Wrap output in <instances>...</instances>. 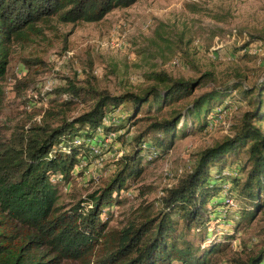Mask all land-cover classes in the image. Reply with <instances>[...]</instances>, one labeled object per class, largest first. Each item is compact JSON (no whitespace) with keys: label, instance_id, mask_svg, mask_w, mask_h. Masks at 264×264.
<instances>
[{"label":"trees","instance_id":"1","mask_svg":"<svg viewBox=\"0 0 264 264\" xmlns=\"http://www.w3.org/2000/svg\"><path fill=\"white\" fill-rule=\"evenodd\" d=\"M136 1L0 0V112L13 42L42 37L53 17L61 23H95ZM23 63L28 67L31 61ZM232 76V83L218 86L211 72L184 78L152 71L139 93L69 83L60 89L71 105L88 103L83 112L69 118L48 108L40 123L7 138L0 135V264H208L241 234L242 222L259 212L264 235V75L251 86L238 71ZM209 82L213 87L194 94ZM234 93L250 108L237 114L221 140L195 155L190 170L159 198V210L109 228L107 219L123 194H142L140 187L130 189L145 164L168 153L177 135L206 130L212 116L229 108L231 100L225 101ZM164 107L166 115H150ZM142 119L147 121L143 129L128 135L130 124ZM98 141L112 143L120 153L111 174L102 186L65 203L60 183L81 175V162ZM240 153L245 159L238 173L233 163ZM233 197L240 201L233 211L237 221L228 218V210L222 215L232 210L227 202ZM243 246L249 253L232 264H264V238L255 248Z\"/></svg>","mask_w":264,"mask_h":264},{"label":"rangeland","instance_id":"2","mask_svg":"<svg viewBox=\"0 0 264 264\" xmlns=\"http://www.w3.org/2000/svg\"><path fill=\"white\" fill-rule=\"evenodd\" d=\"M25 59L31 61L28 67L23 63ZM152 71L184 78L211 72L218 86L232 83V74L238 71L245 76L247 86L253 85L264 75V0H137L129 7L112 10L95 23H61L53 17L43 27L42 37L11 44L7 72L1 81L0 135L7 138L40 123L48 108L62 110L69 118L83 112L88 103L71 105L70 98L60 89L69 83L77 87L92 83L112 93H139L150 83L147 75ZM18 81L21 83L15 86ZM211 87L213 83L209 82L194 94ZM229 100V108L212 116L206 130L177 135L168 153L145 164L130 189L140 187L142 194H123L122 202L107 219L109 228L121 227L146 211L159 210V198L190 170L195 155L221 140L237 114L250 108L237 93L225 102ZM165 109L156 113L154 108L150 115H166ZM146 122L142 119L131 123L127 134L139 133ZM188 125L191 128L190 121ZM95 148L97 156L91 152L87 162H81V175L74 176L70 184L60 183L65 203L102 186L111 174L114 158L120 154L118 149L108 141L105 145L98 141ZM244 159V153L235 158L233 164L238 173ZM228 190L224 185L225 196L229 195ZM233 198L227 202L232 210L226 206L222 215L228 210V218L237 221L235 202L240 207V201L239 197ZM261 217L259 212L251 221H243L241 234L212 254L208 264H232L233 258H244L249 253L250 248L244 243L252 248L260 245L264 238L259 229Z\"/></svg>","mask_w":264,"mask_h":264},{"label":"built area","instance_id":"3","mask_svg":"<svg viewBox=\"0 0 264 264\" xmlns=\"http://www.w3.org/2000/svg\"><path fill=\"white\" fill-rule=\"evenodd\" d=\"M97 152H98V149L94 147V149H93V153L97 154ZM80 167H82V164L80 165ZM58 179H59V178H58Z\"/></svg>","mask_w":264,"mask_h":264}]
</instances>
